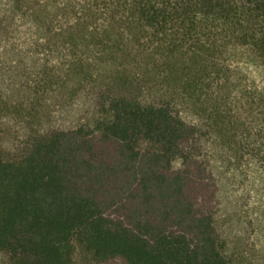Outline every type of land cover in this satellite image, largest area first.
I'll list each match as a JSON object with an SVG mask.
<instances>
[{
	"label": "trees",
	"instance_id": "1",
	"mask_svg": "<svg viewBox=\"0 0 264 264\" xmlns=\"http://www.w3.org/2000/svg\"><path fill=\"white\" fill-rule=\"evenodd\" d=\"M246 160L264 0H0V264H235Z\"/></svg>",
	"mask_w": 264,
	"mask_h": 264
},
{
	"label": "rangeland",
	"instance_id": "2",
	"mask_svg": "<svg viewBox=\"0 0 264 264\" xmlns=\"http://www.w3.org/2000/svg\"><path fill=\"white\" fill-rule=\"evenodd\" d=\"M237 181L236 207L227 224L229 252L235 264L256 263L264 259V171L261 164L255 160L244 161Z\"/></svg>",
	"mask_w": 264,
	"mask_h": 264
}]
</instances>
